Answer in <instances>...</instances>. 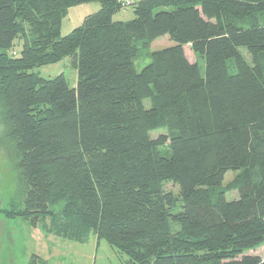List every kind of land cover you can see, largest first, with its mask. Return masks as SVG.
Returning a JSON list of instances; mask_svg holds the SVG:
<instances>
[{
  "label": "trees",
  "instance_id": "trees-1",
  "mask_svg": "<svg viewBox=\"0 0 264 264\" xmlns=\"http://www.w3.org/2000/svg\"><path fill=\"white\" fill-rule=\"evenodd\" d=\"M91 2L62 34L68 9ZM123 5L0 0V104L27 184L23 206L12 198L0 213L104 240L123 264H264L243 254L264 244V0H133L131 17L114 19ZM163 35L173 44L137 69V44ZM61 61L75 85L34 71ZM167 117L174 131L151 137ZM236 170L237 197L213 195Z\"/></svg>",
  "mask_w": 264,
  "mask_h": 264
},
{
  "label": "rangeland",
  "instance_id": "rangeland-1",
  "mask_svg": "<svg viewBox=\"0 0 264 264\" xmlns=\"http://www.w3.org/2000/svg\"><path fill=\"white\" fill-rule=\"evenodd\" d=\"M131 1L133 0H129L128 4H131ZM125 4L123 5L124 7L113 15L114 19L124 20L128 15L131 17V7L127 3ZM91 6L88 5L84 9L81 7L78 14L76 13L77 9L67 11L68 14L62 20L61 33H68L73 27L79 25L80 19L84 15L91 13L88 10V7ZM256 17L259 22L264 23V11L257 12ZM235 23L241 26H248L249 19L236 20ZM15 42L14 50H11V52L19 49L22 39L18 38ZM172 44L173 42L167 35L153 40L147 49H143L141 43H138L136 55L137 69H140L148 62L149 53L152 50ZM183 49L187 59L191 62H197L200 72L203 74V58L195 54L189 45H184ZM241 52L246 61L250 63L251 57L247 51L241 48ZM259 59L264 72V55H260ZM34 71L42 77H53L63 72L70 86L75 85L76 82V70L63 63V61L36 67ZM5 110L6 106L0 104V208L8 205L10 198L15 199L14 203L17 208H21L26 195L27 184L20 172L19 154L16 149L15 137L8 134L11 123L5 114ZM173 131L172 120L167 117L166 124L150 132V136L153 138L159 134L169 136ZM260 138H263V134L260 135ZM161 151L165 153L164 155L168 156V144L163 145ZM241 172L242 170L227 171L224 174L221 185L212 189L213 195L222 192L227 199L236 198ZM163 187L174 194L178 192L177 186L171 182H166ZM243 254L257 255L264 260V244L251 248L243 252ZM33 255L38 256L41 264H123V259L119 258L116 252L104 240L100 241L98 245H96L95 238L93 237H90L83 243L75 242L47 231L39 221L32 223L31 220L19 216L6 218L0 213V264H8L9 261L12 264H31V261L35 259Z\"/></svg>",
  "mask_w": 264,
  "mask_h": 264
},
{
  "label": "crops",
  "instance_id": "crops-1",
  "mask_svg": "<svg viewBox=\"0 0 264 264\" xmlns=\"http://www.w3.org/2000/svg\"><path fill=\"white\" fill-rule=\"evenodd\" d=\"M134 1H137V0H134ZM91 3H95V2H91ZM91 3H84V4H80V5H76V6H73V7H70L69 9H68V12L70 11V9H77L76 10V13L78 14V13H80L79 12V9H81V7L84 9V7H87L88 5H92L91 7H88V10H90V12H93V11H95L97 8H98V4H91ZM87 12V11H86ZM68 14V13H67ZM83 14V13H82ZM85 14V13H84ZM83 16V15H82ZM85 16V15H84ZM127 18H130L129 17V15L125 18V19H127ZM82 19H83V17H82ZM82 19H80V20H82Z\"/></svg>",
  "mask_w": 264,
  "mask_h": 264
},
{
  "label": "built area",
  "instance_id": "built-area-1",
  "mask_svg": "<svg viewBox=\"0 0 264 264\" xmlns=\"http://www.w3.org/2000/svg\"><path fill=\"white\" fill-rule=\"evenodd\" d=\"M123 1H124V4H125V3H127V4L129 3V0H128L127 2H126V0H123Z\"/></svg>",
  "mask_w": 264,
  "mask_h": 264
},
{
  "label": "flooded vegetation",
  "instance_id": "flooded-vegetation-1",
  "mask_svg": "<svg viewBox=\"0 0 264 264\" xmlns=\"http://www.w3.org/2000/svg\"><path fill=\"white\" fill-rule=\"evenodd\" d=\"M0 167H1V166H0ZM0 169H1V168H0ZM11 199H12V198H10V200H11ZM10 200H9V201H10ZM8 203H9V202H8ZM6 206H7V205H6ZM3 207H5V206H3Z\"/></svg>",
  "mask_w": 264,
  "mask_h": 264
},
{
  "label": "water",
  "instance_id": "water-1",
  "mask_svg": "<svg viewBox=\"0 0 264 264\" xmlns=\"http://www.w3.org/2000/svg\"><path fill=\"white\" fill-rule=\"evenodd\" d=\"M8 264H12V262H11V261H9V262H8Z\"/></svg>",
  "mask_w": 264,
  "mask_h": 264
}]
</instances>
